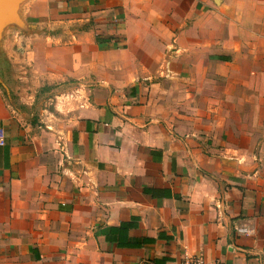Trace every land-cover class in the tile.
Here are the masks:
<instances>
[{
	"label": "crops",
	"instance_id": "obj_1",
	"mask_svg": "<svg viewBox=\"0 0 264 264\" xmlns=\"http://www.w3.org/2000/svg\"><path fill=\"white\" fill-rule=\"evenodd\" d=\"M190 1L7 0L2 35L37 61L20 67L52 103L29 121L0 93V264H264V140L256 164L257 143L215 141L190 88L168 89L169 15ZM212 1L264 20V0ZM216 26L207 47L182 35L184 86L238 52Z\"/></svg>",
	"mask_w": 264,
	"mask_h": 264
},
{
	"label": "rangeland",
	"instance_id": "obj_2",
	"mask_svg": "<svg viewBox=\"0 0 264 264\" xmlns=\"http://www.w3.org/2000/svg\"><path fill=\"white\" fill-rule=\"evenodd\" d=\"M207 1L210 4L191 0L188 5L178 7L177 11L169 15L172 18L168 25L175 33L172 40L175 49H171L173 52L165 58L174 54L176 59L171 65L167 64L170 70L167 73L168 89L182 100L188 97L187 90L190 88L189 94L195 99L192 105H196L193 112L194 123L203 128L210 127L209 133L213 135L215 141L244 150L257 143L254 151V162L257 164L262 158L264 140V20L250 18L247 13L249 14L251 9L234 8L233 12L229 7L220 12V2L214 5L215 1ZM241 13L243 15L239 19ZM12 14L10 12L9 18H6L13 20ZM183 14L190 20L189 34H182L183 27L187 29L182 22ZM217 14L227 19L231 15L235 20L223 22ZM94 17L102 26L110 22L104 13H98ZM6 18L2 20L3 24L0 27V93L22 114L23 119L36 121L40 108L52 103L49 100L52 96L46 95L45 88L38 85L36 69L28 67V71H25L20 67L38 64L35 59L36 62L32 60L31 64L29 60L23 61V45L20 38L13 33L2 35L1 28L6 24ZM210 20H215L216 23L209 22ZM111 22L115 24L119 20L112 18ZM214 26L219 32H226L227 35L231 34L234 37L233 45L238 48V52L234 56H220L219 60L224 63L222 65H196L198 68L191 75L190 86H184L183 78L187 68L186 65H182V54L176 51L178 47L183 46L182 35H188L191 42L195 43L194 46L198 47L200 45L198 39L201 38L202 45H205L204 39L207 35L205 32ZM196 54V59H193L195 63L199 60V53ZM210 58H216L215 54ZM230 62L233 65L227 64ZM179 113L184 112L180 110ZM254 168L256 169V165Z\"/></svg>",
	"mask_w": 264,
	"mask_h": 264
},
{
	"label": "built area",
	"instance_id": "obj_3",
	"mask_svg": "<svg viewBox=\"0 0 264 264\" xmlns=\"http://www.w3.org/2000/svg\"><path fill=\"white\" fill-rule=\"evenodd\" d=\"M0 145H4V137L0 135ZM185 264H208L201 257H194L185 262Z\"/></svg>",
	"mask_w": 264,
	"mask_h": 264
},
{
	"label": "water",
	"instance_id": "obj_4",
	"mask_svg": "<svg viewBox=\"0 0 264 264\" xmlns=\"http://www.w3.org/2000/svg\"><path fill=\"white\" fill-rule=\"evenodd\" d=\"M5 5H7V0H0V19L4 17L2 7H4ZM9 11H14V7H10ZM1 25H2V22L0 23V27Z\"/></svg>",
	"mask_w": 264,
	"mask_h": 264
}]
</instances>
